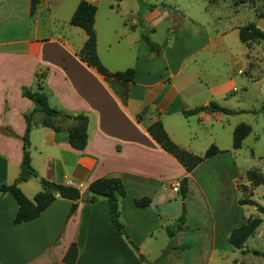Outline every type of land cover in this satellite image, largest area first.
<instances>
[{"label":"crops","instance_id":"1","mask_svg":"<svg viewBox=\"0 0 264 264\" xmlns=\"http://www.w3.org/2000/svg\"><path fill=\"white\" fill-rule=\"evenodd\" d=\"M81 1L37 0L31 13L33 0H0V186L12 184L21 172L23 136L27 127L24 114L34 107L21 91L23 86L33 88L35 82L38 89L37 74L45 76L43 84L51 106L67 109L73 114L83 112L89 117L87 146L77 150L70 145L67 130L57 132L43 127L39 124L42 114L35 115L34 123L37 125L30 132V152L39 177L74 185L80 189L82 197L69 218L72 202L57 198L38 218L15 224L18 203L10 193H2L0 264H66L63 258L72 242L79 247L76 264L117 255L119 248L128 251L127 239L111 223L107 199L86 200L90 183L107 176L121 177L125 184L127 196L119 202L121 217L127 207L136 213L138 220L151 218V222L159 221L162 227L169 222L162 213V206H167L171 197L179 194L173 189L166 191L165 182L170 183L172 188L183 177L189 176L186 198L188 230L178 234L200 232L210 235L211 247L216 248L212 243L221 241L216 239L219 233L229 237L233 229L248 219L244 214L243 218H238L240 204L234 196L231 204L233 211H229L228 188L218 180L217 173L204 171V174H213L216 179L211 183L205 182V175L201 174L199 179L196 177L201 168L215 163L223 151L187 173L152 138L147 127L160 120L175 143L199 154L195 145L203 135L202 128L207 125L213 128L216 124L224 129L226 122L230 121L226 116L231 115L210 112L209 104L218 102V97H222L223 106H228L227 102L236 91V82L227 76L212 84L210 80H201L195 72H189L193 65H187L188 59L209 48L212 39L175 66H171L165 58V48L161 53V60L164 61L159 63L157 57L160 56L150 52L142 40L136 48H128L126 54L119 53V11L114 9L113 1L107 0L105 5L108 9L101 11L100 7L104 6L102 0H86L97 5L95 29L97 54L101 62L113 72L127 67L135 69L134 81L129 85L128 97L124 101L119 94V83L107 80L81 58L87 34L70 23ZM155 9L136 11V20L132 22L135 28L132 30L141 29V17L145 28L154 31L151 23L157 16L152 13ZM102 30L116 34L108 39L103 48ZM125 55H133L132 62L127 61ZM236 62L233 57L231 63ZM157 64H161L160 67ZM205 74L210 75V72L205 71ZM197 106L205 110L189 117L183 115V110ZM143 112L139 120L138 115ZM215 142L220 145L218 140ZM171 167L179 170L180 174L165 178L163 175L170 174ZM39 177L20 184L31 199L43 190ZM174 180L176 182L172 183ZM234 181L235 178L232 180L233 188ZM214 182H217L218 188L211 198L207 189L212 192ZM196 189L198 199L192 206L190 198ZM167 192L172 194L167 195ZM145 195L152 198L151 204L145 208L137 207L134 199ZM174 202L177 203L176 200ZM180 214L178 212L177 218ZM173 223L175 221L167 223L166 227ZM177 235L174 243L181 247L183 244L176 242ZM99 264L105 263L101 261Z\"/></svg>","mask_w":264,"mask_h":264},{"label":"rangeland","instance_id":"2","mask_svg":"<svg viewBox=\"0 0 264 264\" xmlns=\"http://www.w3.org/2000/svg\"><path fill=\"white\" fill-rule=\"evenodd\" d=\"M106 1L102 0L104 6L100 7L101 11L108 9L105 5ZM112 1L114 9L119 11L118 36L119 53L121 54H126L128 48H136L138 43H142V35L148 34L162 50L166 49L165 58L169 60L171 66H175L176 63H181L182 58L201 49L209 39H212L209 48L201 50L199 54L188 59L187 65H193L188 70L193 74L195 72L201 80H210L212 84H215L216 80L230 76L236 82V91L227 102L228 106L224 107L237 109L238 113L226 116L230 121L226 122L224 129L216 124L213 128L209 125L202 128L204 136L201 135L200 142L195 145L197 151L201 153L197 155H202L211 144H216L223 151V155H218L215 163L201 168L196 173V177L198 178L201 174L205 175V182L211 183L216 179L213 178V174L208 175L207 173L213 171L217 173L218 180L228 188L230 212L233 211L231 207L233 196L236 202L239 199L250 198L264 206V185L255 184L259 175H264V110H262L264 105V41L254 40L244 44L239 38V27L250 22H254L264 30V0H219L215 4L209 3L208 0ZM151 5L156 8L152 13L157 14L151 23L155 30L145 28L140 17L139 28L141 29L133 31L132 28L135 27H132V22L136 20L134 18L136 11L147 10L148 12L152 8ZM146 23L150 22L146 21ZM112 35L116 36L104 30L100 32L101 48L106 46V42ZM125 56L127 61L132 62L133 55ZM158 56H160V58L157 57L160 59L159 63L164 61L161 60L162 54ZM233 57L237 60L234 64L231 63ZM105 60L110 62L107 57ZM160 65L157 64L158 67ZM205 71L210 72L212 78H209L210 75L205 74ZM33 86L31 89L37 90L36 82ZM119 88H121L120 85ZM122 89L125 91L127 88L122 87ZM223 102L222 97H218V103L223 106ZM63 110L73 113L67 109ZM213 121L214 119L211 120ZM240 123L249 124L252 131L244 140L242 147L235 150L233 132ZM68 126H74V124L67 121ZM215 140H218L220 145ZM171 170L170 174L163 176L172 178L180 174L177 169L171 167ZM204 171L207 173L204 174ZM249 171L251 172L248 178ZM250 178L253 179L250 180ZM175 182L176 180L172 181V183ZM214 183H212L214 186L212 192L209 188L207 189L211 198L218 188L217 182ZM174 185L181 187L180 181ZM165 186L166 191L172 189L168 182H165ZM180 191L179 189V194H176L174 198L171 197V203L167 202V206H162V213L169 222L175 221L176 223L178 212H181ZM196 193L197 189L190 198L192 206L198 199ZM169 194L172 193L167 192V195ZM175 200L177 203L174 202ZM241 208L243 210H240ZM243 214L247 218L259 217L262 223L247 239L242 249L234 248L228 242V235L223 233H219L216 237L221 241L212 243V246L216 247L212 248L210 244L212 236L203 235L200 232H183L178 234L176 239L177 243L183 244L181 249L170 250L171 240L166 230L169 222L166 221L167 223L162 227L159 221L151 222V218L146 221L139 218V221L136 213L125 207L121 220L147 262L140 259L139 250L129 243L128 251L119 248L117 255L91 259L85 264H99L101 261L105 264H150L160 259H164L169 264H264V255H262L264 254V213L259 212L255 205L246 204L239 206L238 218H243Z\"/></svg>","mask_w":264,"mask_h":264},{"label":"trees","instance_id":"3","mask_svg":"<svg viewBox=\"0 0 264 264\" xmlns=\"http://www.w3.org/2000/svg\"><path fill=\"white\" fill-rule=\"evenodd\" d=\"M209 3L215 4L219 0H208ZM37 0H33L31 13L34 12ZM150 7V5H149ZM151 9L154 8L151 5ZM97 13V5L82 0L75 10L70 23L74 26L82 28L86 34L87 39L84 44V48L81 51L82 60L86 61L90 66H93L101 75L111 82L119 83L120 87L127 89L123 91L119 88V94L125 101L128 97L129 85L134 81L135 69L127 68L123 71H110L100 60L97 54V32L95 29V17ZM239 38L244 44H248L254 40L264 41V30L257 26L254 22H250L244 26L239 27ZM142 41L147 45L150 52L160 55L162 48L152 41L148 34L142 35ZM44 75L37 74V90H32L27 86L22 87L21 94L23 97L30 99L33 102V109L30 112L24 114L26 120V131L23 136L24 149L23 158L21 164V172L18 178L12 184H3L0 186V197L2 193H10L18 203V211L14 218L15 224H21L38 218L42 212L48 208L57 198L68 199L72 202L68 218L76 211L78 201L82 197L80 189L74 185L57 183L39 177L38 171L32 164L31 152H30V132L37 124L34 123V117L36 114L41 113L42 119L40 125L54 131L67 130L69 134L70 145L77 150H83L87 146L89 133V117L84 113L73 114L63 109L51 106L49 102V95L44 86ZM205 108L197 106L191 109L183 110V115L189 117L204 111ZM210 112H221L225 114H236L237 110L230 109L220 105L218 102H211L209 104ZM264 110V106L262 107ZM144 112L138 115V119L141 120ZM67 121L72 122L74 126L67 127ZM147 131L152 138L161 146V148L171 154L187 171L190 173L199 164L206 159L220 153L222 150L216 145L211 144L208 149L202 154L197 155L189 150L182 148L175 143L165 130L163 123L160 120L154 121L147 127ZM252 131V127L247 123L238 124L233 132V147L234 149H240L244 140L249 136ZM11 133V131H7ZM253 171V170H252ZM251 171L248 172V178ZM40 178V182L43 185V190L39 191L32 199L29 198L21 189L20 184L26 182L31 178ZM253 178H250L252 180ZM256 185H264V175H259L255 181ZM180 195L182 210L180 216L177 218L176 223L168 225L166 227L167 233L170 237L171 244L170 250L181 249L174 243L176 235L181 231L188 230L187 215L188 207L186 204V198L189 191V176H185L180 181ZM127 196V190L123 179L121 177H99L93 180L87 190L86 200L88 202H95L98 198H106L109 203V214L112 225L117 232L126 236L128 243H130L137 250L139 248L134 244V241L128 236L125 224L121 220L120 211V199ZM152 202L150 196H142L134 199V203L137 207L145 208ZM240 205H255L257 210L264 213V206L259 205L253 199L243 198L239 199ZM262 223V219L259 217H249L239 227L232 230L228 237V242L238 249H242L245 246L247 239L255 232L257 227ZM258 253V251H255ZM139 256L142 261L147 262L146 257L139 250ZM264 255V254H262ZM79 256V247L76 242H72L67 249L63 261L66 264H76ZM150 264H169L164 259L157 260L155 263Z\"/></svg>","mask_w":264,"mask_h":264},{"label":"built area","instance_id":"4","mask_svg":"<svg viewBox=\"0 0 264 264\" xmlns=\"http://www.w3.org/2000/svg\"><path fill=\"white\" fill-rule=\"evenodd\" d=\"M172 189H173L175 192H178V191H179V185H173V186H172Z\"/></svg>","mask_w":264,"mask_h":264}]
</instances>
